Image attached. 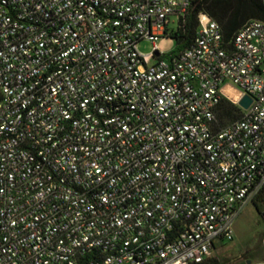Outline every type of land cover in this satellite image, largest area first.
Here are the masks:
<instances>
[{
  "label": "built area",
  "instance_id": "1",
  "mask_svg": "<svg viewBox=\"0 0 264 264\" xmlns=\"http://www.w3.org/2000/svg\"><path fill=\"white\" fill-rule=\"evenodd\" d=\"M192 1L0 0V264H190L234 239L264 189V21L230 46L200 13L169 58Z\"/></svg>",
  "mask_w": 264,
  "mask_h": 264
},
{
  "label": "trees",
  "instance_id": "2",
  "mask_svg": "<svg viewBox=\"0 0 264 264\" xmlns=\"http://www.w3.org/2000/svg\"><path fill=\"white\" fill-rule=\"evenodd\" d=\"M200 13H206L216 20L222 30L225 41L231 46L236 33L251 20L264 21V0H193L185 16L178 19V27L171 29L169 35L176 39V46L169 58L179 57L187 48L194 45L199 26ZM243 110L227 98L220 102L221 121L226 124L239 118ZM256 206L264 205V189L252 200ZM92 252L82 258L81 264H87ZM190 264H226L216 255L208 256L202 262Z\"/></svg>",
  "mask_w": 264,
  "mask_h": 264
},
{
  "label": "rangeland",
  "instance_id": "3",
  "mask_svg": "<svg viewBox=\"0 0 264 264\" xmlns=\"http://www.w3.org/2000/svg\"><path fill=\"white\" fill-rule=\"evenodd\" d=\"M169 28L178 27V18L173 16ZM176 39L170 35L163 36L158 45L163 53H170L175 48ZM143 54L153 50L152 42L144 40L139 44ZM153 59L152 61H154ZM229 94V93H227ZM235 236L230 241H217L215 250L211 255H216L226 264H249L264 258V205L256 206L250 203L242 210L234 224Z\"/></svg>",
  "mask_w": 264,
  "mask_h": 264
},
{
  "label": "water",
  "instance_id": "4",
  "mask_svg": "<svg viewBox=\"0 0 264 264\" xmlns=\"http://www.w3.org/2000/svg\"><path fill=\"white\" fill-rule=\"evenodd\" d=\"M156 54L159 55V52H157ZM251 102V97L249 95H244V97L240 100L239 103L243 108L247 109L250 106ZM248 263L251 264L250 261Z\"/></svg>",
  "mask_w": 264,
  "mask_h": 264
},
{
  "label": "bare ground",
  "instance_id": "5",
  "mask_svg": "<svg viewBox=\"0 0 264 264\" xmlns=\"http://www.w3.org/2000/svg\"><path fill=\"white\" fill-rule=\"evenodd\" d=\"M225 91L226 93H229L228 95L233 97L234 99H238L240 96L239 92L233 87L228 86L225 88Z\"/></svg>",
  "mask_w": 264,
  "mask_h": 264
},
{
  "label": "crops",
  "instance_id": "6",
  "mask_svg": "<svg viewBox=\"0 0 264 264\" xmlns=\"http://www.w3.org/2000/svg\"><path fill=\"white\" fill-rule=\"evenodd\" d=\"M261 261H264V258H263V260H261ZM251 262V261H250ZM259 262V261H258ZM251 264H252V262H251Z\"/></svg>",
  "mask_w": 264,
  "mask_h": 264
}]
</instances>
